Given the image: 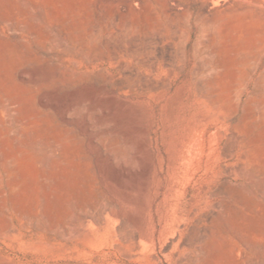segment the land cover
I'll return each mask as SVG.
<instances>
[{"label":"rangeland","instance_id":"rangeland-1","mask_svg":"<svg viewBox=\"0 0 264 264\" xmlns=\"http://www.w3.org/2000/svg\"><path fill=\"white\" fill-rule=\"evenodd\" d=\"M0 264H264V0H0Z\"/></svg>","mask_w":264,"mask_h":264},{"label":"bare ground","instance_id":"bare-ground-1","mask_svg":"<svg viewBox=\"0 0 264 264\" xmlns=\"http://www.w3.org/2000/svg\"><path fill=\"white\" fill-rule=\"evenodd\" d=\"M209 3V2H208ZM212 3V2H211ZM126 4H127V2H126ZM133 5V4H132ZM238 5V4H237ZM237 5H235V6H237ZM244 5V4H243ZM126 6H128V5H126ZM225 6V5H224ZM204 7V6H203ZM210 7V6H209ZM229 7V6H228ZM232 7V6H231ZM246 7V6H245ZM208 8V7H207ZM214 8H216V7H214ZM234 8V7H233ZM248 8V7H247ZM246 8V9H247ZM218 9V8H217ZM224 9V8H223ZM227 9H230V8H227ZM237 9V8H236ZM123 10V9H122ZM127 10V9H126ZM215 10V9H214ZM231 10V9H230ZM229 10V11H230ZM239 9H237V11H238ZM242 10V9H241ZM244 10V9H243ZM249 10V9H248ZM205 11V10H204ZM210 11V10H209ZM222 11V10H221ZM212 12V11H211ZM222 13V12H221ZM224 13V12H223ZM213 14V13H212ZM209 15V14H208ZM215 15V14H214ZM254 15V14H253ZM216 16V15H215ZM254 17H255V15H254ZM262 17V16H261ZM260 18V17H259ZM263 18V17H262ZM213 20V19H212ZM220 21H221V18H220ZM212 23V22H211ZM213 24V23H212ZM130 25V24H129ZM128 26V25H127ZM127 26L125 27V28H127ZM122 30V29H121ZM125 30V29H124ZM174 30V29H173ZM177 30V29H176ZM122 32V31H121ZM157 33V32H156ZM176 33V32H175ZM121 34V33H120ZM125 34V33H124ZM123 34V35H124ZM150 34V33H149ZM152 35V34H151ZM177 36V35H176ZM149 38H150V36H149ZM157 38V37H156ZM145 39H146V37H145ZM148 39V38H147ZM146 39V40H147ZM152 39V38H151ZM159 39V38H158ZM161 39V38H160ZM156 40V39H155ZM141 42V41H140ZM121 44V43H120ZM140 44V43H139ZM181 44V43H180ZM184 44V43H183ZM136 47V46H135ZM134 48V47H133ZM122 49V48H121ZM131 49V48H130ZM136 49V48H135ZM135 51V50H134ZM134 53V52H133Z\"/></svg>","mask_w":264,"mask_h":264}]
</instances>
